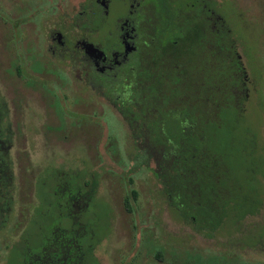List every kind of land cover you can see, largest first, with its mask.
I'll return each mask as SVG.
<instances>
[{"label":"rangeland","instance_id":"rangeland-1","mask_svg":"<svg viewBox=\"0 0 264 264\" xmlns=\"http://www.w3.org/2000/svg\"><path fill=\"white\" fill-rule=\"evenodd\" d=\"M75 1L0 0V140L9 147L13 174L0 264H21L62 229L77 232L97 264H264V0H211L245 75L243 109L222 113L217 141L235 146L241 161L250 155L256 162V190L246 198L251 203L229 208L213 231L197 228L167 204L152 163L136 157L112 113L105 114V128L102 102L81 82L63 88L50 76L37 82L16 76L20 64L31 77V61L23 58L29 45L35 53L44 44L55 21L50 9L70 14ZM77 192L79 206H67Z\"/></svg>","mask_w":264,"mask_h":264},{"label":"flooded vegetation","instance_id":"flooded-vegetation-1","mask_svg":"<svg viewBox=\"0 0 264 264\" xmlns=\"http://www.w3.org/2000/svg\"><path fill=\"white\" fill-rule=\"evenodd\" d=\"M211 6V0H76L70 14L59 6L51 8L47 15L55 21L41 38L44 44L39 43L35 53L29 45L23 58L31 61V77L23 75L20 64L15 74L27 82L50 76L63 88L70 82H81L102 102L105 128V114L112 113L130 137V130L152 126V114L169 113L188 94L180 87L185 86L187 74L194 76L190 61H210V50L197 49L193 43L195 27L191 23L197 17L208 22L204 40L207 37L210 41V30L214 31V39L219 35L221 40V58L226 57L227 27ZM137 74L140 90L135 88ZM42 87L57 98L56 93ZM132 94L140 95V107L131 99ZM138 110L142 117L132 120V113ZM136 157L145 159L141 153ZM71 202L73 208L79 206L78 196Z\"/></svg>","mask_w":264,"mask_h":264},{"label":"trees","instance_id":"trees-1","mask_svg":"<svg viewBox=\"0 0 264 264\" xmlns=\"http://www.w3.org/2000/svg\"><path fill=\"white\" fill-rule=\"evenodd\" d=\"M191 25L195 27V47L210 50V61H190L194 76L187 74L185 86L180 87L188 94L169 113L152 114V126L130 130V137L137 154L144 155L143 163H152L150 171L168 198L167 204H173L178 214L197 228L213 231L229 208L242 202L251 203L246 198L256 190V162L250 155H246L247 162L241 161L235 146L223 147L216 137L222 113L243 109L241 93L245 89V75L235 55L234 40L227 29V54L222 59L219 35L214 39L215 33L210 30L211 40L207 37L204 40L208 22L197 17ZM137 78L135 88L140 90V74ZM140 98L136 94L131 96L138 107L142 104ZM113 103L119 110L118 103ZM132 115V120L139 121L143 114L138 110ZM8 148L0 140V227L12 199L13 174ZM77 196L79 199L78 192ZM72 199L75 197H70L67 206ZM135 199L136 193L131 190L130 200ZM124 206L131 212L128 197ZM76 233L65 229L53 232L37 252H27L21 264H97L92 247L83 248Z\"/></svg>","mask_w":264,"mask_h":264}]
</instances>
